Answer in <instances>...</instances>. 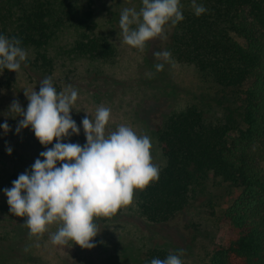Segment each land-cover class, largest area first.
<instances>
[{"label": "trees", "instance_id": "16d2710c", "mask_svg": "<svg viewBox=\"0 0 264 264\" xmlns=\"http://www.w3.org/2000/svg\"><path fill=\"white\" fill-rule=\"evenodd\" d=\"M197 3L207 11L199 17L191 10L182 12L172 50L202 78L231 90L234 115L213 121L192 104L155 125L153 134L163 158L159 179L134 190L133 197L141 218L165 224L183 212L196 186L209 176L219 177L238 195L224 211L231 235L214 249L209 264H264V0ZM0 34L19 39L28 54L17 74L7 69L0 74V123L10 127L6 135L0 130V264H7L31 259L33 244L28 242L40 239L29 236L25 217L9 212L2 190L30 171L45 150L30 128L14 134L19 117L12 118L16 114L8 112L9 105L16 100L26 108L25 92H38L45 77L57 91L74 87L78 109L80 102L95 104L97 95L83 89L80 61H109L114 48L100 27L94 0H0ZM76 111L74 107L70 114L78 126ZM62 142L83 146L86 141L79 134ZM253 145L256 152L251 151ZM6 147H11V155L4 153ZM117 216L118 212L99 217L96 223L102 227L116 222ZM175 252L151 246L135 264Z\"/></svg>", "mask_w": 264, "mask_h": 264}, {"label": "clouds", "instance_id": "9594fccd", "mask_svg": "<svg viewBox=\"0 0 264 264\" xmlns=\"http://www.w3.org/2000/svg\"><path fill=\"white\" fill-rule=\"evenodd\" d=\"M139 11L123 8L119 15L122 43L143 52L146 43L155 38L165 40L166 27L184 19L180 0H141ZM194 15L207 10L197 0H191ZM27 52L16 37L0 34V74L7 69L16 74L26 66ZM160 61L155 71H162L171 60L168 50L153 54ZM153 73H146L151 78ZM26 108L13 100L8 112L17 118L14 134L30 128L45 150L31 165L13 180L11 188L3 189L9 212L25 217L23 224L30 237L40 238L50 225L57 230L50 234L54 246L71 242L82 249L96 246L93 238L99 233L96 218L111 217L131 203L134 190H143L159 179L160 168L152 162L151 138L137 135L121 124L106 134L111 109L99 105L89 119L81 120L85 144L62 142L79 135L80 128L70 114L78 99L71 85L57 91L50 77L39 82V91L25 92ZM3 134L10 131L7 122L0 123ZM55 138V143L53 140ZM51 144L49 148L48 145ZM11 155V147H6ZM59 163V166L57 164ZM183 250L169 253L164 259L153 258L149 264H183Z\"/></svg>", "mask_w": 264, "mask_h": 264}, {"label": "rangeland", "instance_id": "374dc122", "mask_svg": "<svg viewBox=\"0 0 264 264\" xmlns=\"http://www.w3.org/2000/svg\"><path fill=\"white\" fill-rule=\"evenodd\" d=\"M94 3L100 27L111 42L114 55L109 61H80L78 70L83 89L98 99L93 105L80 102L79 109L75 104L78 119L82 120L85 112L89 119L93 118L99 105L109 107L111 118L106 125L107 133L124 124L137 135H148L152 162L159 167L163 158L153 130L170 114L195 104L213 121L224 122L234 115L236 103L230 89L205 80L192 65L179 62L174 56L171 38L177 25L166 27L165 40H150L140 52L122 43L118 21L123 8L139 11L141 0H94ZM180 4L182 12L193 11L191 0H180ZM161 50L170 51L171 60L162 71L156 72L154 65L160 61L153 54ZM149 72L153 73L151 78L146 76ZM92 73L96 77L91 78ZM79 124L80 135H84ZM254 145L251 151L256 152ZM4 153H7L5 149ZM237 195L238 191L219 177L209 176L194 188L183 212L160 225L140 217L133 197L129 205L118 210L116 222L102 227L97 224L99 233L93 238L94 248L82 249L72 246L71 242L63 247L52 245L50 234L58 227L53 224L40 241L28 242L33 244L31 259L7 264H135L148 247L157 245L174 251L182 249L183 264H209L214 249L231 235L224 211Z\"/></svg>", "mask_w": 264, "mask_h": 264}]
</instances>
